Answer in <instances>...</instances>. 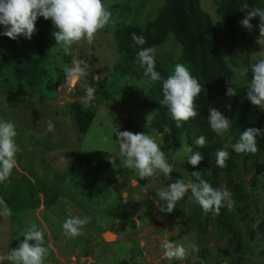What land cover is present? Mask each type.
Here are the masks:
<instances>
[{
	"label": "rangeland",
	"instance_id": "rangeland-1",
	"mask_svg": "<svg viewBox=\"0 0 264 264\" xmlns=\"http://www.w3.org/2000/svg\"><path fill=\"white\" fill-rule=\"evenodd\" d=\"M198 1L210 16L223 58L232 69L227 81H235L232 87L249 82L251 71L247 76L242 72L256 53L264 51L257 43L259 37L246 28L229 35L215 14L219 0ZM102 2L111 12L109 24L96 33L91 45L83 40L73 45L71 55L55 45L52 32L56 29L50 19L38 17L32 38L21 37L19 50L41 57L43 75L37 86L15 80L10 60L3 70L7 81L0 83V121L14 123L18 152L10 181L0 183V198L12 212L0 216V254L16 247L17 238L23 239L20 233L35 223L44 233L45 244L53 245L45 264H264V171L259 169L264 147L255 161L236 160L233 177L241 184L243 196L230 210V229L218 227L212 219L202 229L199 214L191 221L198 203L190 190L171 213L159 211L158 190L176 179L196 182L191 174L196 169L182 154L187 144L183 134L152 127L154 109L142 105L149 81L119 74L113 63L118 57L114 26L144 25L163 0ZM154 48L158 59L164 52L176 55L179 44L167 34ZM74 59L87 64V76L73 80L67 75L65 69ZM87 85L96 90L85 104L81 97ZM229 104L225 92L211 99L208 109L215 108L227 118ZM77 109L91 113L84 131L76 124ZM49 121L55 125L54 133L46 130ZM118 128L152 136L173 167L171 179L160 172L152 180L141 179L135 170L125 168L116 142ZM96 150L105 157L86 161V155ZM69 216L90 218L75 238L65 236L62 229ZM104 232L109 233L107 239ZM168 242L183 245L186 257L168 259L163 247ZM192 244L198 251H192Z\"/></svg>",
	"mask_w": 264,
	"mask_h": 264
},
{
	"label": "clouds",
	"instance_id": "clouds-1",
	"mask_svg": "<svg viewBox=\"0 0 264 264\" xmlns=\"http://www.w3.org/2000/svg\"><path fill=\"white\" fill-rule=\"evenodd\" d=\"M248 9V5H243ZM38 17L51 20L55 31L52 37L55 45L61 47L66 54L71 55L73 45L82 40L89 45L92 44L96 33L105 28L111 19V12L105 7L102 0H0V26L3 31L0 35L10 39L23 36L31 39L36 31L35 22ZM258 18L259 39L257 43L264 46V8L254 7L246 11V15L240 21L242 27L252 30L251 20ZM133 47L141 46L137 52V59L141 67L145 68V75L150 76L154 81H160L163 98L160 104L167 107L172 119L176 122V127H181V122H187L190 118L197 116L195 99L202 90L201 84L192 76L188 67L184 64L176 63L173 72L162 79L160 73L155 69L156 49L154 47H142L146 44L143 36L135 33L131 34ZM87 64L83 60H73L70 67H66L67 75L75 80L88 75ZM251 71V79L246 86V97L250 103L257 108L264 107V51L256 53L254 61L243 69L242 74L247 76ZM99 80V77H94ZM233 79L226 81V95L231 97L237 95ZM95 87L87 85L85 95L81 97L82 103H89L94 98ZM230 107V105H226ZM208 122L213 132L223 134L230 128V120L215 108H209ZM150 116V115H149ZM148 116V117H149ZM148 119V118H147ZM48 132H55V125L49 121ZM171 129L165 128V132L171 134ZM15 125L9 121H0V183L10 181L13 170L17 167L16 153L18 146L15 141ZM118 143L121 163L125 168L136 171L139 178L157 177V173H163L166 179H171L173 172L172 165L167 161L164 151L152 136L142 132L133 133L131 131H121L119 128L115 132ZM264 136V129L249 127L244 130L237 143L231 145L237 154L251 153L258 151L257 137ZM197 148L206 145L204 136H199L194 140ZM182 154L186 157L188 164L193 167L198 166L203 160V155L194 151L191 146L185 144ZM216 165L220 168L226 167V160L229 152L219 148L215 152ZM211 174V170H208ZM201 172L193 171L192 176L197 182H185L176 179L167 187L160 188L157 192L160 203L159 211L171 213L176 202L180 200L186 192L191 191L194 200L201 206L205 213L214 212L219 215L221 207L231 210L235 201L231 193L226 188H213L210 183L201 178ZM11 209L7 206L3 198H0V216H11ZM90 223L87 216H69L62 223L65 236L75 238L82 233V229ZM18 244L11 248L6 254H0V264L8 261L9 264H45L50 250H53L51 243L45 244L43 231L35 224H30L20 233ZM165 256L168 259H184L187 250L183 245L168 242L163 245ZM192 251H198L195 244L190 245Z\"/></svg>",
	"mask_w": 264,
	"mask_h": 264
},
{
	"label": "trees",
	"instance_id": "trees-1",
	"mask_svg": "<svg viewBox=\"0 0 264 264\" xmlns=\"http://www.w3.org/2000/svg\"><path fill=\"white\" fill-rule=\"evenodd\" d=\"M245 4L248 5V9H244ZM254 7L264 8V0H219L216 2L215 14L224 23L227 33L233 35L236 30L244 29L240 21L246 15V11ZM250 22L253 25L251 32L259 37L258 18H253ZM3 30V26H0V32ZM132 33L145 38L146 44L142 46L144 48L157 46L165 40L167 34H171L179 44V51L176 55L164 52L160 58H155L156 71L160 73L162 79H166L173 72L174 65L181 63L188 67L192 76L201 84L202 90L195 99L198 114L187 122H181V127H176V122L172 119L167 107L160 104L163 98L161 82L154 81L150 76L145 75V68L141 67L137 59V52L141 46H132ZM21 37L10 39L0 35V83L7 81L2 74L10 60L12 62L11 74L15 80L22 81L29 86H37L43 75L41 57L40 55H27L20 51L17 44ZM114 40L118 53L113 63L114 70L122 75L135 79L146 78L149 81L148 88L143 95L142 105L154 109L150 120L152 127L157 131L169 128L174 134H183L188 146L203 155V160L195 167L196 171L201 172V178L210 183L213 188H226L235 203L240 200L243 196L242 186L233 177L236 160L240 157L252 161L258 159L264 147V136L256 138L258 151L255 154H237L231 145L237 143L240 134L249 127L264 129V107H254L247 99L248 82L238 85L236 86L237 95L230 97L227 115L230 120L229 130L223 137L211 130L208 122L209 101L226 92V81L231 76L232 69L223 58L212 20L200 8L199 1L163 0V4L158 8L153 19L144 25L117 23L114 26ZM75 116L79 130L84 131L90 121V111L77 109ZM201 135L205 137L206 145L197 148L194 140ZM219 148L229 152V158L226 160L227 166L224 168L216 165L215 152ZM104 157V152L96 150L86 155V161ZM209 169L211 174L208 172ZM259 169L264 171V156L259 163ZM221 180H223L222 185H220ZM196 214L203 218V221H198L202 229L209 219H212L220 228L230 229L228 223L230 210L227 207H221L217 215L214 212L205 213L197 204L194 207L193 216L189 219L192 221Z\"/></svg>",
	"mask_w": 264,
	"mask_h": 264
},
{
	"label": "water",
	"instance_id": "water-1",
	"mask_svg": "<svg viewBox=\"0 0 264 264\" xmlns=\"http://www.w3.org/2000/svg\"><path fill=\"white\" fill-rule=\"evenodd\" d=\"M104 237L107 239L109 237V233L108 232H104Z\"/></svg>",
	"mask_w": 264,
	"mask_h": 264
}]
</instances>
